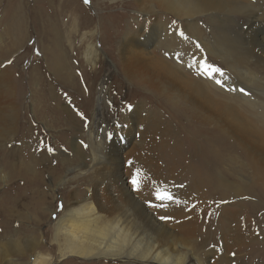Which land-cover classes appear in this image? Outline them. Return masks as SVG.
I'll return each instance as SVG.
<instances>
[{
	"label": "bare ground",
	"instance_id": "6f19581e",
	"mask_svg": "<svg viewBox=\"0 0 264 264\" xmlns=\"http://www.w3.org/2000/svg\"><path fill=\"white\" fill-rule=\"evenodd\" d=\"M120 1L135 9V15L129 14L134 25L131 21L123 28L116 24L112 31L116 40L114 37L102 41L98 38L102 28L112 29L107 24L114 22L115 16L108 15L109 22L100 17L95 23L93 16L86 14L87 8L77 5L80 4L77 0H60L56 5L40 0L38 3H42L43 9L34 11L32 21L47 68L63 84L73 85L74 92L81 96L86 95L85 88L82 81L79 83V78L76 79L72 60L83 53L84 59L95 68L105 64L102 53H109L119 74L113 79L120 83L124 80L141 97L131 113L124 111L118 118L110 116L109 109L104 106L106 102L103 104L104 83L96 96L91 79L90 96L82 99L84 114L75 113L66 104V99L58 95L56 85L47 93L35 91L37 97L33 96L31 101L32 116L46 126L54 141L38 138L40 143L34 147L30 142L36 140L39 128L28 116L32 109L29 111L28 106L22 107L17 102L9 72L0 69V85L7 90L5 95L0 93V181L6 185L10 183L0 193V264H208L210 261L206 258L210 253L205 254V258L202 253L201 258L197 255V242L201 235L212 234L217 226L207 213L212 201L209 193L217 189L213 164L206 157L194 165L195 173L191 177L162 172V165L153 159L152 152L157 136L165 130L161 128L165 121L158 111L150 108L147 99L152 90L156 94L167 91L180 95L182 89L191 87L189 99L192 102H196L193 95L196 92L212 93L211 108L206 103L198 104L206 112L204 124L209 129L224 125L232 105L228 94L214 89L218 85L213 81L186 82L184 60L168 56L167 52L171 48L174 50L176 45L170 44L174 34L169 31L172 21L169 16L189 24L205 16L213 22L218 21L220 33L224 35L233 32H229L228 27L234 24L240 36L251 35L261 46L262 53L256 55V64L264 67V38L259 35L264 34V5L261 0ZM1 3L4 8L12 6L23 11V3L18 0H0ZM67 13L72 16L73 33L81 37L80 43L84 42L82 46L70 45L69 51L53 41V36H58L55 20ZM238 17H244L245 22L238 24ZM48 21L52 23L51 29L47 26L45 30L42 23ZM46 37L54 47L43 43ZM37 63L32 66L31 75L40 78L43 68ZM81 73L84 79L88 77L84 68ZM219 93L222 97L217 100ZM43 140L50 145L42 144ZM63 145L69 152L62 150ZM133 177L138 179L139 187L133 185ZM177 182L185 185L176 188ZM158 192L170 194L173 199L160 200ZM60 193L64 198L58 212L55 199ZM220 197L225 198L227 194L221 192ZM55 213L58 216L53 219ZM236 214L231 216L233 225L227 222L233 234H228L224 240L227 258L222 264H253L261 249L258 245L247 246L251 235L255 236L254 221L244 212ZM42 225L48 226L47 232L41 230ZM47 236L49 246L46 245ZM260 261L264 264V260Z\"/></svg>",
	"mask_w": 264,
	"mask_h": 264
},
{
	"label": "rangeland",
	"instance_id": "374dc122",
	"mask_svg": "<svg viewBox=\"0 0 264 264\" xmlns=\"http://www.w3.org/2000/svg\"><path fill=\"white\" fill-rule=\"evenodd\" d=\"M18 1L23 3V11L21 10L22 8L18 10V8L12 6L4 8V3L0 4V69H5L9 72L12 93L17 102L22 104V107L28 106L30 109L29 111H31L33 106L31 102L32 98L33 96L37 97L35 91H46L47 93L50 91L51 86L55 87L56 85L58 95L66 99V104H69L68 106H70L75 113L79 112L84 114L85 110L82 109V102L84 99L86 100V98H88V95L90 96L89 85L92 80L94 81L93 86L96 96L99 95V90L104 83V87H102L103 104L105 102L107 103H105L104 106H107V110L109 109L110 116L112 115L118 118V114L124 111L128 113L133 111L132 109L136 107L141 97L138 93L131 90L130 84L128 86L124 80H121L123 78L120 77L121 83L113 79L114 76L119 75L118 69L107 52L102 53L101 56L105 64H100V66L98 65L95 67V71L94 66L84 59L83 53L77 54L76 59L74 61L72 60V64L75 66L71 65L73 72H75L76 79L79 78L78 82L81 83L82 81V87L85 88V96H83V94L81 96L80 93L74 92L72 88L74 87L73 85L63 84L60 79L53 74L54 72L47 68L48 64L44 61V53L38 43L39 36L35 30V24L32 21L34 11L43 9V7L41 8L42 3H38L40 0ZM49 1L52 3L54 2L55 5L60 2V0ZM77 1L78 3L80 2V4L77 5L87 8L86 14L93 16L95 23L98 22L100 17L106 18V20L108 19L107 21L109 22L111 18L109 17V19L108 15L115 16V19L113 18V21H115L112 22L110 20L111 22L107 24L112 28L111 30L109 28L104 30V28H102L101 37H98L100 41L109 37H114L113 39L116 40L115 33L112 32L116 24L122 25L121 28H123L125 24L130 25L131 21V24L134 25L131 19L132 17L130 18L129 14L132 15L133 12L135 15V9L125 6L124 2L120 0H88V3H85V0ZM261 4L264 5V0H261ZM35 6L38 8L36 9ZM22 17L23 20H20ZM169 17L172 18V21L169 20L171 23H169L171 25L169 31L171 35L174 34L175 37H172L174 40L171 39L170 44L176 43V45L175 49L173 50L171 48L167 54L172 59L176 60L179 58L184 60L183 68L185 71L182 68L183 75L185 76L183 77L184 80L186 82L192 80L198 83L214 82V80H208V78L203 75H197V72L200 70L198 67L199 65L193 64L194 58L197 61L206 59L210 64L223 69L227 77L226 86L221 87L218 85L213 88L219 89L220 93L226 92L229 97V102L232 105L226 123L209 129L208 126L204 124L203 116L204 113H206L204 111L205 109L202 110L199 108L198 104L206 103L210 106L209 98L212 96V93L196 92L193 94L196 102H192L189 99V96L192 94L191 87L182 89L180 95L168 93L167 91H157L156 94L152 92V90L147 99L150 102V108L158 111L160 114L159 116H162L165 121L163 127H161L165 130L160 133L162 135L157 136L156 142L153 143V159H155L157 164L162 165L161 170L165 174L191 177L194 176L195 173L193 169L194 165L199 164L208 157L215 170L214 179L217 189L209 193L212 201L211 204H208L207 213L210 214V220L215 219L217 226L213 228L212 234L206 233L198 238L197 247L199 248H197V255H200L201 258L202 253V257L205 258L206 255L210 253L209 256L211 259H209V256L206 257L207 260H210L207 261L209 262L208 264H222L223 259L227 258L223 249L224 240L228 234V236L233 234L230 227L232 224L231 216L232 214L237 215V212H244L249 217L248 219L254 221L255 229V236L251 235V242L249 241L247 246L251 248L253 245H258L261 248L260 253L256 256V260H254L253 263L260 264V260H264V67L263 65L256 64V55H261V46L257 45L252 37H250L251 35H245V37L244 35L240 36V33L236 32L233 28L234 24L228 27L229 32L231 30L233 32L224 35L220 33L218 21L213 22V20L205 16H201L198 21L193 24H189L186 21H178L172 16ZM71 20L72 16L69 15V13L64 17L61 15L58 21L55 20V22L58 23V36L54 35L53 41L56 40L57 43L62 44L60 46L67 51L71 49L70 45L72 44L77 47L82 46L84 43H80L81 37L77 35V38L73 33ZM236 21L239 22L238 24H243L245 18L241 17L239 19L238 17ZM49 22L50 21L45 24L42 23L45 30L51 29L52 23ZM243 27L246 29L247 25H243ZM180 31L184 32L183 36L179 34ZM259 35L264 38L262 32ZM47 37L43 39V43L45 42L44 44H46V46L50 45L54 47L52 44H49V38L47 39ZM51 39L52 37H50V41ZM246 43L249 45L247 46ZM197 44L200 45V48H197ZM251 44L255 46L253 47ZM250 46L254 51H252ZM248 47H250V49ZM245 51L247 52L244 54ZM249 51H251V53H248ZM35 62H38V65L41 64L38 66L40 69L43 68L41 69L42 77L40 78L32 77L31 75L32 66H34ZM9 63H11V66ZM189 64H193V66L189 67ZM98 67H100L99 70ZM81 68L87 71L88 77L85 79L84 76H82ZM94 73L96 75H94ZM120 87L123 88L121 89ZM232 87L237 89L244 88L248 94H242L239 91H230L229 89ZM224 89L225 91H223ZM0 93H2V95L7 93L5 86L0 85ZM220 93L217 95V100L222 97ZM71 95H74V97ZM224 98L226 97L224 96ZM77 99H79V101ZM95 99H97V97ZM75 100L77 101L74 102ZM33 111L34 109L28 114L32 120H34L32 116L34 115ZM214 121L217 122V120ZM34 123L36 127L39 128V132L36 135V140L30 142L32 146L36 147L37 143H40L38 138L45 139V137H47V139L50 138V140L53 139L54 141V138H51V133H49V131L47 132L48 129L41 121L34 120ZM88 126L89 123H87L86 127L88 128ZM126 126L127 124L125 128ZM42 144H46L44 140ZM61 148L66 152V145L61 146ZM67 151L69 152V150ZM155 161L154 163H156ZM6 171H8L7 168ZM3 172L5 173V169ZM5 183L6 182L0 181V193L5 189L4 187L10 184L6 185ZM175 184L177 185H174L176 188L185 185V183L178 182ZM58 191L60 192V190ZM221 192H225L227 197H220ZM217 194L219 195L218 197H216ZM63 198L61 193L56 196L55 205L56 207L58 206V212L62 209ZM28 211L29 210H27V212ZM213 213L216 214L214 215ZM57 216L58 213H55L53 219ZM218 221L220 224H217ZM47 227V225H42L41 230L45 233L48 231ZM261 233L263 234L261 235ZM49 243L50 240L47 236L46 245L49 246ZM216 255L219 256L217 257ZM78 262L82 263L80 260H78Z\"/></svg>",
	"mask_w": 264,
	"mask_h": 264
},
{
	"label": "snow or ice",
	"instance_id": "6c2138e0",
	"mask_svg": "<svg viewBox=\"0 0 264 264\" xmlns=\"http://www.w3.org/2000/svg\"><path fill=\"white\" fill-rule=\"evenodd\" d=\"M85 3H88V0H85ZM179 34L181 36L184 35V33L182 31H180ZM197 48H200L199 44H197ZM193 64L199 65L200 70L197 72V75H203V76L207 77L208 79H212V80H214V82L217 85H219L221 87L226 86L227 77L225 76L223 69L219 68L216 65L210 64L206 59H200L199 61H197L194 58ZM193 64H189V67H192ZM229 90L230 91H239L240 93L246 94V95L248 94V93H246V90L244 88L237 89L235 87H232ZM129 107H131V106H129ZM132 183L136 187H139V181L136 177H133ZM157 198L160 200H164V199L171 200V199H173V197L170 194H167V193L161 194L159 192L157 193ZM162 219H167V218L162 217Z\"/></svg>",
	"mask_w": 264,
	"mask_h": 264
}]
</instances>
